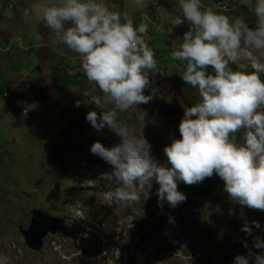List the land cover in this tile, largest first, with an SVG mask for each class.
<instances>
[{
    "label": "rangeland",
    "instance_id": "obj_1",
    "mask_svg": "<svg viewBox=\"0 0 264 264\" xmlns=\"http://www.w3.org/2000/svg\"><path fill=\"white\" fill-rule=\"evenodd\" d=\"M107 1L110 10L127 13L134 27L147 24L144 35L158 69L149 73L144 90L152 98L117 111L116 120L136 134L143 122L150 155L168 166L162 150L178 139L181 104L188 107L199 99L196 89L180 79L186 62L170 56L187 24L172 25L179 9L157 12L153 0ZM21 3L0 0V33L10 34L12 23L19 22ZM201 4L217 9V4ZM233 13L254 26L248 7L246 15L240 8ZM36 34L27 26L8 37L11 43H0L8 48L0 52V255L7 264H231L235 255L249 249L264 253V248L252 247L254 238L264 242V211L231 200L215 174L191 185L177 182L186 199L174 208L164 201L157 206L155 182L145 185L136 201L112 200L109 193L116 184L107 175L111 166L89 147L94 141L110 147L118 137L107 129L97 133L84 119L88 111L102 110L89 104L84 93L100 92L92 91L94 84L79 69L74 52L61 44L44 50ZM39 68L46 74L44 81ZM260 78L264 80V73ZM77 100L80 105L74 107ZM33 210L56 221L54 233L36 252L27 248L21 234ZM245 223L248 233L241 230Z\"/></svg>",
    "mask_w": 264,
    "mask_h": 264
},
{
    "label": "clouds",
    "instance_id": "obj_2",
    "mask_svg": "<svg viewBox=\"0 0 264 264\" xmlns=\"http://www.w3.org/2000/svg\"><path fill=\"white\" fill-rule=\"evenodd\" d=\"M239 2L251 10L254 26L240 16L230 19L203 7L201 0H176L180 15L171 23H186L187 31L170 56L186 62L180 79L196 89L199 99L188 107L181 104L179 139L172 138L162 150L168 166L150 155L141 132L143 122L136 134L116 120L117 111L152 98L144 90L149 73L158 69L144 35L147 24L134 27L127 13L110 10L105 0H37L33 5L38 19L51 30L50 43L74 52L79 69L94 84L92 91L100 92L84 93L89 104L102 109L88 111L84 119L97 133L107 129L118 137V143L110 147L98 141L89 147L91 154L111 166L107 175L116 184L109 193L112 200L136 201L144 186L150 188L155 182L157 206L164 201L174 208L186 199L177 190V182L191 185L215 174L231 200L264 211V80L260 78L264 73V0ZM79 105V100L74 101V107ZM168 222H173L171 217ZM241 230L249 232L247 223ZM252 247L264 248V242L254 238ZM249 260L264 264V253L249 249L245 255H235L231 264H249ZM0 264H7V257L0 255Z\"/></svg>",
    "mask_w": 264,
    "mask_h": 264
},
{
    "label": "crops",
    "instance_id": "obj_3",
    "mask_svg": "<svg viewBox=\"0 0 264 264\" xmlns=\"http://www.w3.org/2000/svg\"><path fill=\"white\" fill-rule=\"evenodd\" d=\"M24 3L20 4V13H18L17 19L19 22L12 23L11 25V33H0V43H11L13 40L12 38L8 37H14L13 35H17V31L25 30L27 26H31L35 29V32L40 36L41 42L39 43V47L42 49H52V47L58 46L60 44L52 45L50 43L51 41V30L44 26L43 21L38 19L37 15L35 14L33 5L37 3V0H23ZM205 1L206 3L222 5V7H217L215 11L217 12H223L224 15L229 14L228 17L231 19L232 17H236L235 13H233V10H236L240 8V12H242V15H246V6L241 4L239 0H201ZM151 7H153L157 12H160L162 8L164 9H174L178 8L176 4V0H153ZM106 5L108 6V1L105 0ZM154 11V10H153ZM186 25V23L182 24ZM36 34V35H37ZM48 36V37H47ZM17 40V36H15ZM50 38V39H49ZM62 45V44H61ZM38 76L39 79H42L44 81V78L46 77V74L44 73V70L42 68L38 69ZM39 79L36 77V82L40 83Z\"/></svg>",
    "mask_w": 264,
    "mask_h": 264
},
{
    "label": "water",
    "instance_id": "obj_4",
    "mask_svg": "<svg viewBox=\"0 0 264 264\" xmlns=\"http://www.w3.org/2000/svg\"><path fill=\"white\" fill-rule=\"evenodd\" d=\"M179 139V133L177 132ZM29 227L22 231V237L27 248L31 251H38L42 248L43 240L48 234L55 231L56 221L42 210H33Z\"/></svg>",
    "mask_w": 264,
    "mask_h": 264
},
{
    "label": "built area",
    "instance_id": "obj_5",
    "mask_svg": "<svg viewBox=\"0 0 264 264\" xmlns=\"http://www.w3.org/2000/svg\"><path fill=\"white\" fill-rule=\"evenodd\" d=\"M8 48L7 47H0V52H7Z\"/></svg>",
    "mask_w": 264,
    "mask_h": 264
},
{
    "label": "flooded vegetation",
    "instance_id": "obj_6",
    "mask_svg": "<svg viewBox=\"0 0 264 264\" xmlns=\"http://www.w3.org/2000/svg\"><path fill=\"white\" fill-rule=\"evenodd\" d=\"M169 89V88H168ZM169 91V90H168ZM171 91V90H170ZM175 101H177V100H175Z\"/></svg>",
    "mask_w": 264,
    "mask_h": 264
},
{
    "label": "bare ground",
    "instance_id": "obj_7",
    "mask_svg": "<svg viewBox=\"0 0 264 264\" xmlns=\"http://www.w3.org/2000/svg\"><path fill=\"white\" fill-rule=\"evenodd\" d=\"M105 142V141H104Z\"/></svg>",
    "mask_w": 264,
    "mask_h": 264
}]
</instances>
